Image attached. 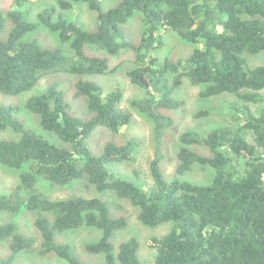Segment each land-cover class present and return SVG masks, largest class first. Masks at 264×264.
Returning <instances> with one entry per match:
<instances>
[{"label": "trees", "instance_id": "1", "mask_svg": "<svg viewBox=\"0 0 264 264\" xmlns=\"http://www.w3.org/2000/svg\"><path fill=\"white\" fill-rule=\"evenodd\" d=\"M78 3L96 14L92 30L69 22L53 8L40 12L36 25L22 12L0 11V93L17 96L46 81L44 91L24 105L39 130L24 125L15 115L17 107L0 105V132L16 136L0 140V165L14 171L27 168L16 187L0 191V244L6 248L0 264H14L20 254L34 250L35 238L11 220L22 210L35 215V251L42 258L88 264L74 256L67 241L69 233L88 228L100 234L83 245V251L101 256L100 264H143L135 239L116 244L128 218L113 216L102 198L54 201L36 188L41 182L65 186L81 179L97 193L137 208L145 226L172 224L168 234L153 240L151 264H264V113L255 116L248 106L264 104V64L248 67L242 58L264 56V0H117L105 11L100 0L57 2L60 10ZM135 14L141 35L132 44L124 28ZM38 26L54 33L57 47L25 40ZM160 29L199 48L183 61H160L152 55L161 45ZM65 45L70 57L63 51ZM124 51L133 54L129 81L145 93L132 107L153 125L149 193L107 168L130 160L138 139L121 145L110 140L98 154L87 145L95 130L118 135L130 122V115L120 109L121 90L104 95L91 80L114 73L117 67L110 66L111 60ZM183 78L205 87L202 98L231 95L241 104L226 105L225 126L201 136L182 134L167 177L171 114L182 106L174 93ZM197 167L212 171L209 184L185 180Z\"/></svg>", "mask_w": 264, "mask_h": 264}, {"label": "rangeland", "instance_id": "2", "mask_svg": "<svg viewBox=\"0 0 264 264\" xmlns=\"http://www.w3.org/2000/svg\"><path fill=\"white\" fill-rule=\"evenodd\" d=\"M58 1L71 2V0H26L18 6L16 0H0V11H18L24 13L27 21L38 24L37 15L44 9L53 8L56 14L62 15L69 22H74L84 30H92L95 26L96 14L92 12L87 4L78 3L72 5L68 10H60ZM117 0H100L102 10L111 8ZM130 43H136L140 39L141 24L140 17L135 14L124 28ZM159 42L161 43L152 55L163 61L164 59L177 62L187 58L191 52L199 48L182 40L176 33L160 29L158 31ZM26 41L35 40L43 47H57L58 43L54 33L49 32L42 26H38L33 32L25 36ZM63 51L67 57H70L71 51L68 45L63 46ZM242 58L246 61L248 67H256L264 64L262 54L251 56L243 54ZM111 67H117L116 71L103 76H92L91 80L96 82L106 95L115 88L121 90L123 99L120 102V109L130 115V122L124 126L118 135H110L106 130L97 129L93 132L87 141L88 147L94 154L101 152L103 146L108 141L116 144H124L127 140L136 138L140 144L134 149L132 158L121 163H113L107 166L108 170L120 179L130 181L138 186L145 193H149L153 188V183L149 174V164L153 158V148L151 136L153 125L149 118L141 114L132 107V102L145 97L142 89L130 83L128 72L134 68L133 54L131 51H124L117 58H113L110 63ZM171 79V76L169 75ZM46 85L45 79L39 82V85L28 92L21 93L17 96H7L0 93V105L17 107L19 109L15 115L21 119L25 126L32 130H39L36 117L24 109L25 102L30 97L44 91ZM203 85H194L187 78L182 79L178 90L174 93V98L182 103L179 110L173 112L171 116L174 119L173 130L169 132L171 141L168 144V152L172 160L165 164V173L171 177L175 165V146L179 137L187 132L196 133L201 136L211 129L223 127L226 122V105L238 103L234 96L221 95L211 98H202L201 93L204 91ZM264 96V93H262ZM75 107L76 104H73ZM255 116L264 113V104L248 105ZM47 134V133H46ZM48 139L59 145V142L51 135L47 134ZM16 138L14 134L8 131L0 132V140ZM27 170L22 171L8 170L0 165V191H8L18 184L19 175ZM212 171L210 169H201L197 167L189 173L185 180L191 184L206 185L212 180ZM36 188L44 193L51 200L68 199L71 197H81L83 199L102 198L110 207L113 216L125 215L128 218L127 227L116 237V244L125 242L131 238L138 243V259L143 264H151L153 257L152 244L153 240H159L171 230V223H162L157 226H145L137 218L138 209L132 207L125 201L116 199L114 196L99 194L84 179L72 182L69 185L57 186L41 182ZM9 192V191H8ZM6 192V193H8ZM121 207V209H118ZM5 217L4 220H8ZM35 215L22 210L17 216L11 217L20 230L35 238L34 250L29 253L20 254L14 264H66L57 258H42L37 250L39 245V236L34 228ZM99 232L94 229L81 228L68 234L67 241L70 243L73 254L78 259L88 264H100L101 256L89 255L83 251V245L95 242L99 237ZM6 254L4 244H0V255Z\"/></svg>", "mask_w": 264, "mask_h": 264}]
</instances>
